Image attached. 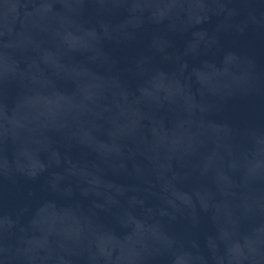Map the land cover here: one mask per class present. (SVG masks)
Returning <instances> with one entry per match:
<instances>
[{"label": "water", "instance_id": "95a60500", "mask_svg": "<svg viewBox=\"0 0 264 264\" xmlns=\"http://www.w3.org/2000/svg\"><path fill=\"white\" fill-rule=\"evenodd\" d=\"M0 264H264V0H0Z\"/></svg>", "mask_w": 264, "mask_h": 264}]
</instances>
